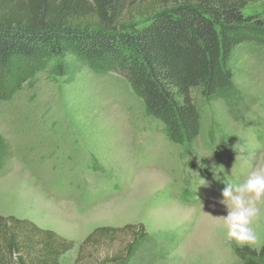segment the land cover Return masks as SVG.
Listing matches in <instances>:
<instances>
[{
	"label": "rangeland",
	"instance_id": "rangeland-1",
	"mask_svg": "<svg viewBox=\"0 0 264 264\" xmlns=\"http://www.w3.org/2000/svg\"><path fill=\"white\" fill-rule=\"evenodd\" d=\"M244 13L264 19V2ZM232 64V90H192L201 131L184 145L170 141L118 69L97 73L69 55L21 86L1 71L0 133L11 150L0 171V215L73 241L61 264H76L95 228L128 224H143L147 237L122 264H243L220 228L226 212L216 199L226 177L241 183L264 167V48L242 47ZM254 229L260 250L264 214ZM128 236L86 247L80 264L123 251Z\"/></svg>",
	"mask_w": 264,
	"mask_h": 264
},
{
	"label": "trees",
	"instance_id": "trees-1",
	"mask_svg": "<svg viewBox=\"0 0 264 264\" xmlns=\"http://www.w3.org/2000/svg\"><path fill=\"white\" fill-rule=\"evenodd\" d=\"M259 2L264 0H0V72L21 86L49 61L69 55L97 73L118 69L148 114L168 129L170 141L193 144L201 119L192 90L201 88L205 97L232 90L238 49L264 48V19L244 13ZM0 97H6L3 88ZM10 150L0 133V171ZM126 233L131 241L123 251L89 264L124 263L147 237L143 224L95 228L81 243L76 264L86 247ZM74 247L29 220L0 215V264H61ZM234 251L243 264L264 258V245Z\"/></svg>",
	"mask_w": 264,
	"mask_h": 264
},
{
	"label": "clouds",
	"instance_id": "clouds-1",
	"mask_svg": "<svg viewBox=\"0 0 264 264\" xmlns=\"http://www.w3.org/2000/svg\"><path fill=\"white\" fill-rule=\"evenodd\" d=\"M195 153L201 158L211 157ZM220 172H224V168ZM221 182L225 186L216 203L224 206L226 215L220 216V228L226 230L227 239L235 241L237 246L259 251V237L254 224L264 214L260 207L264 205V167L255 168L241 183H233L227 177ZM13 258H16L15 253Z\"/></svg>",
	"mask_w": 264,
	"mask_h": 264
},
{
	"label": "crops",
	"instance_id": "crops-1",
	"mask_svg": "<svg viewBox=\"0 0 264 264\" xmlns=\"http://www.w3.org/2000/svg\"><path fill=\"white\" fill-rule=\"evenodd\" d=\"M19 219V218H18ZM22 220H24V219H22ZM36 225V224H35ZM38 226V225H37ZM39 227V226H38ZM39 228H41V227H39ZM41 229H43V230H49V229H44V228H41ZM50 231H53V230H50ZM53 232H55V231H53ZM56 233V232H55ZM57 235H59V236H61V234H59V233H56ZM62 238H64V239H66L65 237H63V236H61Z\"/></svg>",
	"mask_w": 264,
	"mask_h": 264
}]
</instances>
